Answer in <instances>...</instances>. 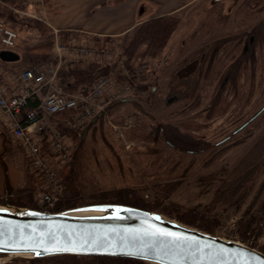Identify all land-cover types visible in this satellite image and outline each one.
<instances>
[{"label":"rangeland","instance_id":"1","mask_svg":"<svg viewBox=\"0 0 264 264\" xmlns=\"http://www.w3.org/2000/svg\"><path fill=\"white\" fill-rule=\"evenodd\" d=\"M0 4L7 7L4 2ZM20 5L21 8L8 5L7 9L14 16L11 23L23 30L17 47L25 58L28 48L38 40L32 20L45 23L34 18L25 5ZM181 17L180 27L167 40L164 48L165 60L150 61L148 66L141 65L138 79L157 80L154 86L164 90L167 98L172 97L171 85L179 83L177 89L186 92L184 99L167 107L155 101L153 107L140 111L126 101H115L103 115L96 117L94 124L83 129L85 131L78 144L73 138L77 129L70 127L71 118H65L62 123L68 131L62 134L74 144L72 161L66 165L69 168L64 174L66 184V175H69L68 183L74 187L73 192H66L67 198L75 195V190L78 191L77 197L92 198L111 190L133 189L142 194L145 200H152L157 197L158 191L170 188V197L162 199L164 204L203 209L212 200L220 181L216 179L201 183V179L215 174L225 163H232L240 152L233 143L250 138L263 124L264 118L253 131L238 134V139L228 138L245 127V122L255 109V116L264 109V0H240L237 3L233 0L225 5L205 0L188 9ZM3 20L10 22L8 18ZM58 34L55 32L53 36L54 50ZM22 62L24 66L34 64ZM123 81L128 80H119ZM194 82L197 87H191ZM193 96L204 97L199 107L193 103ZM261 102V105L255 106V103ZM204 108L206 110L203 111ZM58 117L54 116L51 120L54 127H57L55 122ZM189 150L190 153L204 154L191 157L186 155L190 154L186 152ZM2 153V159L8 165L13 195L16 190L29 184L35 187V203L43 207L39 202V183L35 184L28 172L23 148L0 124ZM213 158L211 164L207 163ZM179 160L183 162L174 169V163ZM263 179L261 177L257 181L240 212L235 213L232 209L219 215L216 236L238 239V222L244 217V210ZM5 194L4 168L0 160V199H4V202ZM159 195L161 199L162 194ZM64 197L63 184L60 202ZM256 210L253 208L246 219L256 217L264 220V212ZM247 245L264 249V222L262 233L252 236ZM16 259L26 258L0 255V264L26 263Z\"/></svg>","mask_w":264,"mask_h":264},{"label":"trees","instance_id":"2","mask_svg":"<svg viewBox=\"0 0 264 264\" xmlns=\"http://www.w3.org/2000/svg\"><path fill=\"white\" fill-rule=\"evenodd\" d=\"M4 4L5 6L7 5V7L8 5L13 8L22 7L20 4L12 1L4 2ZM7 7H2L0 4V19L8 18L9 21L14 20L12 11H9ZM181 18L180 14L159 17L152 16L139 23L135 28L123 36L117 38H104L106 43L116 45L119 50V54L111 62H104L101 59H94L86 62L68 60L62 64L57 72V83L68 89H73V91L81 92L93 82L104 76L112 77L117 81L128 80L132 82L134 86L133 92L130 96H127V98L119 100V102L126 101V103L130 104L138 111L142 108L153 107L155 101L159 102L160 105L164 107L182 101L186 92L183 91L184 89H177L179 83L171 85L172 88L170 89V93L172 94V97L167 98L164 90L157 89V87L154 86L157 80L148 79L140 81L138 79V75L141 73V65L148 66L150 65V61L160 59L161 61L165 60L166 53L164 54V48L166 47L167 40H169L180 27ZM32 24L35 26L38 40L28 48V55H26L27 57L23 58L21 62L24 60L27 63H34L36 65L56 66L58 59L57 56L54 55V31L49 26L42 24L37 20H32ZM70 34L72 33H61V36L63 39H67L71 37ZM95 40L99 39L96 38ZM95 43L97 42L95 41ZM196 85V82H194L191 87H197ZM173 88L175 89L174 91H172ZM193 97V103H197V107H199L200 100H203L204 97L201 99L199 96ZM216 101L219 100L216 99ZM261 104L262 102L255 103V106ZM38 105V98H34L30 101L26 112L33 111ZM112 105H114V103L110 104L105 111ZM204 110L206 109L204 108L203 111ZM255 113L256 109L254 110V114ZM72 114V111L61 113L58 115L57 122L54 121L61 133L64 134V131H68L65 124L62 122H64L67 117L71 118ZM248 114L249 113H247V115ZM253 115H251L248 121L245 122L246 125L240 132H231L232 134H230L228 138L230 140L238 139L242 133L247 134L253 131L254 128L260 124L261 119L264 118V109L257 116L254 115V117ZM234 122L237 123V120ZM84 131L85 130L80 131L81 133L76 131L74 134L73 138L77 141V144L82 140ZM251 139L252 141H250ZM171 144L174 146L173 142H171ZM233 145H236L240 152L235 155L232 163L231 161L230 163H225L220 170L215 172V174L201 179V183H209L216 179L220 181V185L216 188L212 200L203 209L196 207L184 208L174 203L164 204L162 199H168L170 197V188L164 189L165 191H158L159 194H162V198L160 199V195L157 194V197H154L152 200H145L142 194L133 189L111 190L102 192L92 198H83L80 197V195L77 197L75 195L78 191L75 190V195L67 198L66 192L70 190L72 192L74 191L73 185L68 183L70 182L71 176L66 175L68 178L67 184L66 181H64V174H66L69 165L63 168V174L61 175L63 176L61 178L65 188V197L55 208L47 210L36 204L33 196V190L35 187H31L29 184L20 190H16L15 195H13L11 199V204L17 207L52 213L90 204H125L148 211H159L178 222L215 235V230L219 225V215L227 213L232 209L235 213L240 212L249 200L257 181L261 177L262 179L264 178V122L260 125L259 129H256L255 134H252L250 138L248 137L236 141ZM186 152L190 153V150ZM203 154L204 153L197 152L186 155L197 157L202 156ZM213 161L214 158L207 163L211 164ZM182 162V160H179L174 163V169ZM28 172L34 178V183L36 184L38 182L37 177L31 173L29 169ZM167 185L170 186V184ZM0 204H5L4 199H0ZM253 208H256V211L264 212V179L254 196L251 198L250 204L244 210V217L238 222V239L236 240L245 244L249 242V239L252 236H259V234L262 233L263 219L256 217L246 219V216ZM251 247L256 248L255 245H251ZM258 250L264 253L263 248ZM16 260L26 262L25 264H150L149 262L130 258L74 255Z\"/></svg>","mask_w":264,"mask_h":264},{"label":"water","instance_id":"3","mask_svg":"<svg viewBox=\"0 0 264 264\" xmlns=\"http://www.w3.org/2000/svg\"><path fill=\"white\" fill-rule=\"evenodd\" d=\"M1 58L14 61L17 56L3 52ZM2 156L6 202L0 205V225L5 230L0 237V255L27 259L119 257L151 264H264V253L250 245L130 205L91 204L53 213L14 206V188ZM157 228L186 239L173 241L172 237L149 235ZM64 248L75 250L50 251Z\"/></svg>","mask_w":264,"mask_h":264},{"label":"built area","instance_id":"4","mask_svg":"<svg viewBox=\"0 0 264 264\" xmlns=\"http://www.w3.org/2000/svg\"><path fill=\"white\" fill-rule=\"evenodd\" d=\"M23 30L0 19V53L18 52ZM58 65H35L15 68L0 58V124L24 150L29 170L41 189L40 204L53 209L63 195L61 169L72 161L74 144L54 127L52 119L72 111L70 127L82 131L107 106L127 97L133 86L112 77H101L81 92L57 83V72L65 59L111 62L119 50L112 43H81L55 38ZM38 98L39 105L26 112Z\"/></svg>","mask_w":264,"mask_h":264},{"label":"crops","instance_id":"5","mask_svg":"<svg viewBox=\"0 0 264 264\" xmlns=\"http://www.w3.org/2000/svg\"><path fill=\"white\" fill-rule=\"evenodd\" d=\"M8 1L25 5L34 18L43 21L61 38V33H72L66 40L101 43L105 42L104 38L125 35L152 16H181L205 0H0ZM211 1L217 4L215 0ZM22 59L21 56L19 61L9 65L27 67L21 62ZM68 60L66 58L62 64Z\"/></svg>","mask_w":264,"mask_h":264},{"label":"snow or ice","instance_id":"6","mask_svg":"<svg viewBox=\"0 0 264 264\" xmlns=\"http://www.w3.org/2000/svg\"><path fill=\"white\" fill-rule=\"evenodd\" d=\"M156 219H159V217H156ZM4 228L2 225H0V237H2L4 235ZM149 235L156 237V236H165V237H172L173 241H181V240H185L186 237L183 236H177L175 233L173 232H165L162 229H156L155 231L149 233ZM87 242V241H85ZM96 241H93V243H95ZM74 248H64V249H50V251H74Z\"/></svg>","mask_w":264,"mask_h":264},{"label":"flooded vegetation","instance_id":"7","mask_svg":"<svg viewBox=\"0 0 264 264\" xmlns=\"http://www.w3.org/2000/svg\"><path fill=\"white\" fill-rule=\"evenodd\" d=\"M232 1L233 0H215V2L217 3V4H226L227 2H229V3H232ZM238 1H240V0H234V2H238ZM251 40H252V38H250V42H251Z\"/></svg>","mask_w":264,"mask_h":264}]
</instances>
